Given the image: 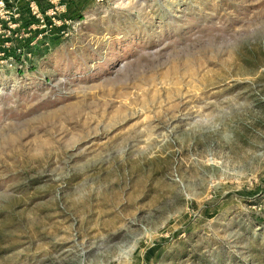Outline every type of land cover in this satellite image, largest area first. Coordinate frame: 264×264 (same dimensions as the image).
I'll return each instance as SVG.
<instances>
[{"label":"rangeland","instance_id":"obj_1","mask_svg":"<svg viewBox=\"0 0 264 264\" xmlns=\"http://www.w3.org/2000/svg\"><path fill=\"white\" fill-rule=\"evenodd\" d=\"M21 1L0 264H264V0Z\"/></svg>","mask_w":264,"mask_h":264},{"label":"built area","instance_id":"obj_2","mask_svg":"<svg viewBox=\"0 0 264 264\" xmlns=\"http://www.w3.org/2000/svg\"><path fill=\"white\" fill-rule=\"evenodd\" d=\"M22 4V1L21 0H15V2L12 4L13 7H19V5ZM32 4V0L30 1V6ZM4 6V2L3 0H0V7H3Z\"/></svg>","mask_w":264,"mask_h":264}]
</instances>
